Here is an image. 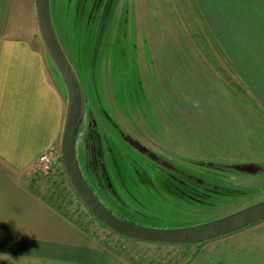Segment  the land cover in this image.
<instances>
[{
	"label": "rangeland",
	"instance_id": "rangeland-1",
	"mask_svg": "<svg viewBox=\"0 0 264 264\" xmlns=\"http://www.w3.org/2000/svg\"><path fill=\"white\" fill-rule=\"evenodd\" d=\"M51 10L86 99L80 166L107 207L185 228L264 200V0H51ZM57 164L37 174L41 189L92 244L125 264L193 257L197 244L106 228Z\"/></svg>",
	"mask_w": 264,
	"mask_h": 264
},
{
	"label": "crops",
	"instance_id": "crops-1",
	"mask_svg": "<svg viewBox=\"0 0 264 264\" xmlns=\"http://www.w3.org/2000/svg\"><path fill=\"white\" fill-rule=\"evenodd\" d=\"M67 103L35 0H0V264H125L92 244L41 189L35 162L60 146ZM258 224L197 244L185 264H264V220Z\"/></svg>",
	"mask_w": 264,
	"mask_h": 264
},
{
	"label": "water",
	"instance_id": "water-1",
	"mask_svg": "<svg viewBox=\"0 0 264 264\" xmlns=\"http://www.w3.org/2000/svg\"><path fill=\"white\" fill-rule=\"evenodd\" d=\"M38 30L43 45L61 75L68 94L61 136V163L67 178L90 213L106 228L126 238L160 244H199L264 220V200L223 217L185 228H159L119 218L98 198L78 161L77 135L85 113V95L80 79L59 39L51 0H35Z\"/></svg>",
	"mask_w": 264,
	"mask_h": 264
},
{
	"label": "built area",
	"instance_id": "built-area-1",
	"mask_svg": "<svg viewBox=\"0 0 264 264\" xmlns=\"http://www.w3.org/2000/svg\"><path fill=\"white\" fill-rule=\"evenodd\" d=\"M58 162H61L60 147H50L38 157L35 162V169L41 173H49Z\"/></svg>",
	"mask_w": 264,
	"mask_h": 264
},
{
	"label": "flooded vegetation",
	"instance_id": "flooded-vegetation-1",
	"mask_svg": "<svg viewBox=\"0 0 264 264\" xmlns=\"http://www.w3.org/2000/svg\"><path fill=\"white\" fill-rule=\"evenodd\" d=\"M85 102H86V99H85ZM82 129V128H81ZM80 129V132L78 133V135H77V140H79V138H80V135H81V133H82V130ZM86 133L88 134V131H86ZM89 135V134H88ZM94 138V137H93ZM99 139V142H97L98 144H96V143H94L93 145L90 143L89 145H88V148H92L93 149V151H94V155L97 157V155L95 154V151L97 150L98 151V147L96 146V145H99L100 144V138H98ZM97 139V140H98ZM87 141H88V139H86ZM95 140H96V138H95ZM104 143L106 144V148H107V150H109L108 148H109V144H108V142L106 143V141H104ZM143 151H145L146 152V150L145 149H143ZM89 183V182H88ZM94 192H95V190H94ZM97 193V192H96ZM112 210V209H111Z\"/></svg>",
	"mask_w": 264,
	"mask_h": 264
},
{
	"label": "trees",
	"instance_id": "trees-1",
	"mask_svg": "<svg viewBox=\"0 0 264 264\" xmlns=\"http://www.w3.org/2000/svg\"><path fill=\"white\" fill-rule=\"evenodd\" d=\"M78 161H79V158H78ZM79 164H80V161H79ZM81 170H82V168H81ZM83 172V171H82ZM86 178V177H85ZM87 182H88V180H87ZM90 185V184H89ZM92 188V187H91ZM92 190L94 191V189L92 188ZM95 194L98 196V194L95 192ZM98 198H99V196H98ZM100 199V198H99ZM101 200V199H100ZM104 204V203H103ZM105 205V204H104ZM106 206V205H105ZM107 207V206H106ZM108 209H109V211L110 212H112L113 214H115L116 216H118L119 218H122V219H125V218H123L122 216H120L118 213H116V212H114L113 210H111V208H109V207H107ZM126 220V219H125ZM200 244V243H199Z\"/></svg>",
	"mask_w": 264,
	"mask_h": 264
}]
</instances>
